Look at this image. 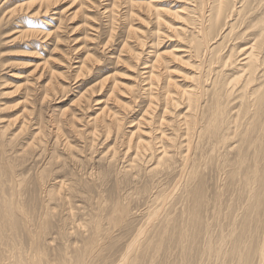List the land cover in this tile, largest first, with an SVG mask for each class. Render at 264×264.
I'll list each match as a JSON object with an SVG mask.
<instances>
[{
    "label": "bare ground",
    "instance_id": "6f19581e",
    "mask_svg": "<svg viewBox=\"0 0 264 264\" xmlns=\"http://www.w3.org/2000/svg\"><path fill=\"white\" fill-rule=\"evenodd\" d=\"M58 1L0 0V34L16 25L12 39L48 44L53 34L57 43L55 30L43 31L35 19ZM152 1L142 6L158 20L163 9ZM187 3L181 13L174 12L187 24L172 30L186 40L179 50L186 60L174 49L155 52L139 72L138 92L116 101L117 111L102 102L86 120L89 130L74 125L79 117L73 111L62 109L45 121L34 106H22L0 127V264H264V0H212L208 7L205 0L200 6ZM136 30L129 27L120 51L129 49L135 60L141 52L131 50L127 40L144 44ZM172 60L185 62L187 87L172 78ZM100 62L86 53L72 67L75 83L96 76ZM47 64L48 59L37 63V72L16 87L25 90L24 102L32 104V81L39 86L41 107L67 90L66 82H56L63 73ZM110 83L109 98L116 93L114 75L81 93L78 102L87 100L84 107L78 103L81 110L90 107L95 89L101 92ZM4 86L6 79L0 80ZM141 100V116L125 131L134 120L126 123L120 108H129V115ZM180 108L184 111L177 112ZM14 124L16 130L6 136ZM70 133L80 138V147ZM100 136V144L107 143L97 160L101 170L90 171L87 179L65 171L69 162L82 167L78 153L94 152ZM27 160L35 164L34 169L26 165L32 172L25 168ZM109 179L111 186L101 190ZM77 196L96 199L97 207L91 202L87 218L75 225ZM131 202L143 210L133 212Z\"/></svg>",
    "mask_w": 264,
    "mask_h": 264
},
{
    "label": "rangeland",
    "instance_id": "374dc122",
    "mask_svg": "<svg viewBox=\"0 0 264 264\" xmlns=\"http://www.w3.org/2000/svg\"><path fill=\"white\" fill-rule=\"evenodd\" d=\"M8 1L31 2L32 0ZM149 1L150 0H59L52 10L53 12L51 11L45 16L39 15V17L35 19L36 21L40 22L39 28L43 29V31L52 32L55 30V33L58 36V42L55 44L54 42H52V38L54 37L53 34L49 38L48 44H39L38 40L32 39L29 41L28 38L12 39L16 35L12 34H14V32L19 29V27H17L16 25L6 27L3 32L6 30L7 31L0 34V80L4 81V79H6V86L0 87V109L3 105H6L5 109L0 110V127H4L6 125V120L18 115L21 111L22 106H26L29 109H31L29 106H34L35 108H38L40 110L39 112L42 115L43 120L45 121L49 118V116L55 117L56 115H58V111L62 109H68L69 113L73 111L75 113V116L77 115V117L79 118L80 116H83L81 117V119L77 118V120L74 122V125H76L78 129L85 131L86 129H90V125L86 124L87 118H92L93 116H95V113L99 112V108L103 106L102 102H106L110 108H114L113 110H115L118 107L116 101H128L127 96H129L131 93L136 94L140 86L142 85V75L140 74L142 72V67L145 65L144 63L147 62V60L152 61L154 59L153 55L155 52H166L167 54L174 49L173 51L176 54L180 55L182 53L181 51L179 52V50L185 48L186 40L182 41L181 39H179L176 34L174 35L172 30L175 27L181 25L183 27L185 24H187L186 21L182 20V18H178V16L175 14L184 10L183 7H186V5H188L187 0L152 1L153 4L151 5H156L155 8L163 9L159 12L158 20L155 17L156 14L154 12L149 13L146 11L144 6H142L144 5V3ZM191 1L192 5L194 4L195 6H200V4L198 3L200 0ZM211 1L212 0H205V2L207 3H205V7H208L209 2ZM251 1L253 3L254 0ZM152 7L154 8V6ZM58 17H60V19L62 20L60 28L56 29L59 25ZM235 18L236 16L232 19H229V23H234ZM129 27L136 28L139 37L141 36L144 42V44L141 45V43L138 42L135 37H128L127 43L131 47V50L141 52L138 56L139 59L137 60L133 58L132 52L129 51V49L120 52L122 44L127 38L126 36L128 35L127 31ZM27 28L31 27L28 26ZM227 31H225L223 35L226 34ZM218 38L217 43L219 41H222L220 37ZM225 39L224 42L228 43H226V47H228L230 43L227 41V37ZM86 53H90L93 56L101 59L100 63L102 70L99 73H96V76L91 75V77H84L85 79H80V81L75 83V79L73 76L75 70H73L72 67L77 65L78 60L84 58ZM68 54L69 56H67ZM183 55L184 53L180 56H182L186 60V57ZM117 56H119L120 58ZM45 59H48L47 66L51 67L58 73H63V76L57 74L58 78L56 82H66L65 85L67 84L68 88L67 90H65L63 96L60 95V97L53 100L50 104L48 102L47 106L46 104H44L41 107L38 104L39 86L34 85L36 81L30 82V84L36 87V89H31L28 91L29 95H31L29 101H31L32 104L24 102L25 90L23 88L16 87L20 84H24L25 78L31 76L29 75L30 72L35 74L38 70V67L36 69L34 68L35 65L37 63H41L42 61H45ZM176 61H170L168 67L172 71V78L176 79L180 88H185V86L187 87L190 82L184 80L182 77L184 76V73H189V70L187 69L185 62L180 63ZM71 64L73 65L69 67ZM107 74L114 75V78L117 82V86L114 91V93L116 92L115 95L109 97L110 99L108 98L112 83L108 84L110 86H106L105 88H103L101 92H99L98 89H95L94 91L97 92H94L93 95L89 96L90 100L92 99L90 107L87 110H81L82 107L80 108V105L78 103L82 104V106H85L87 100L82 99L80 102H78V96L83 93L88 87L94 84V82L99 81V79ZM42 81L39 83V85H43L47 81V78L42 79ZM2 92L8 93L3 95ZM93 100H98V103H95L96 101ZM131 106L134 109L129 115V108H120L121 114L126 113V123L131 119L134 120L133 123H127L123 126V129L125 128V131L130 129L128 126H130V124H134L136 120L141 116L143 109L145 108V100H141V103L139 102V105H134L135 107L133 106V104ZM179 111L183 112L184 109L180 108L179 110H177V112ZM65 127H67L66 131H69V129L71 128L70 124ZM15 128V124L10 125L9 128L6 129V136L11 134V130L15 131ZM143 129H145V127ZM69 135L72 142L73 140H75V143H73L76 144L77 147H80L82 145L79 137H76L71 133ZM102 141L103 138L100 136V138H98L97 140V142H99V145L96 147V149H94V152H90V150L87 151L86 148V154H84V152L78 153V158L80 159V157L82 156V162L84 161L82 163V167H79L78 165L73 166V164L69 162L67 165V167L69 168L66 167V169L68 170L65 171L76 170L75 172L82 176V178L87 179V176L90 177L88 175L90 171L96 173V170H101L100 167H102V162H98L97 160L99 153L104 150V147L107 145L106 141L100 144ZM85 157L88 158L86 159L87 161L85 160ZM32 162L30 160H27V163L24 164L27 171L30 169L28 172H32L31 168H35V164L34 162L32 164ZM28 164L31 168L26 166ZM92 179L96 180L95 177H93ZM96 183L99 182L97 181ZM111 184L112 181L110 182L109 179L107 187L105 188V186H103L101 190H107V188H109ZM82 198L80 199V197L77 196L73 198L72 201L75 217L77 218V222L74 223L75 225H77L79 222H83L84 219L87 218L86 213L87 209L90 208L91 202V206L94 209L97 207L95 206L96 204L94 205L96 199H92L93 201L90 202L88 199ZM54 204L55 203H51V206ZM134 204L133 202L130 203L133 212H139L143 210L144 206H135ZM136 218L140 219L141 215L137 216ZM68 228H70V225L68 226ZM52 235L53 233L50 236L52 237ZM50 236L48 237L49 239H51ZM73 241H75V236L72 234L70 236V242Z\"/></svg>",
    "mask_w": 264,
    "mask_h": 264
}]
</instances>
